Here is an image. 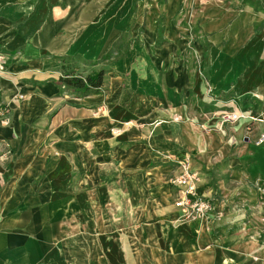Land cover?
<instances>
[{"label": "crops", "instance_id": "obj_1", "mask_svg": "<svg viewBox=\"0 0 264 264\" xmlns=\"http://www.w3.org/2000/svg\"><path fill=\"white\" fill-rule=\"evenodd\" d=\"M40 1L0 0V264H264V13L212 0L192 33L200 0ZM175 159L207 217L180 218Z\"/></svg>", "mask_w": 264, "mask_h": 264}, {"label": "built area", "instance_id": "obj_2", "mask_svg": "<svg viewBox=\"0 0 264 264\" xmlns=\"http://www.w3.org/2000/svg\"><path fill=\"white\" fill-rule=\"evenodd\" d=\"M4 69V59L0 54V72ZM223 118L225 121H234L237 119V115L229 113L223 116ZM7 123V108L0 105V124ZM114 131L116 132L118 130ZM261 138L264 139V134ZM174 161L176 168L168 181L177 190V196L173 200V205L178 209L180 218L184 221H189L207 217L212 210V204L210 200L197 193L198 174L190 169L186 161L176 159Z\"/></svg>", "mask_w": 264, "mask_h": 264}, {"label": "rangeland", "instance_id": "obj_3", "mask_svg": "<svg viewBox=\"0 0 264 264\" xmlns=\"http://www.w3.org/2000/svg\"><path fill=\"white\" fill-rule=\"evenodd\" d=\"M53 1H55V0H41L39 4L37 3L38 5L36 4L35 8L39 7V11L42 10L44 12V11L47 10L48 7H50V3H52ZM164 1L165 0H159V7L160 8L162 6L164 8V4H163ZM210 1H212V0H200L201 4L195 3L194 6H192L191 2H189L188 5L183 3L181 8H180V14H181L180 16L186 15V17L184 19H181V23L180 24H182L184 27H187L188 29H190L192 31V33H195L196 29L198 27L199 15H200V11H201V8H200L199 5L205 6V4H207V3L209 4ZM221 1L223 3H225V6L227 4L236 5V6H239V7L250 6V7L254 8V10L261 11V12L264 13V0H221ZM112 6H113V1L108 2L107 3V10L108 11L111 10ZM129 34H128V32H125L122 35V37L117 41V45L114 46L115 50H117L116 47H118L119 45H121L122 47L127 45V43H128L127 40L129 39ZM194 39L199 40L200 39L199 35L197 36V38H194ZM202 39H204V38H202ZM132 40H135V39L132 38ZM4 68H5V66H4ZM226 115L227 114H225L224 116H226Z\"/></svg>", "mask_w": 264, "mask_h": 264}, {"label": "trees", "instance_id": "obj_4", "mask_svg": "<svg viewBox=\"0 0 264 264\" xmlns=\"http://www.w3.org/2000/svg\"><path fill=\"white\" fill-rule=\"evenodd\" d=\"M104 73L103 69L85 76L74 72H66L58 79L57 83L75 94L86 95L102 85Z\"/></svg>", "mask_w": 264, "mask_h": 264}]
</instances>
